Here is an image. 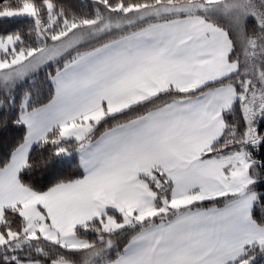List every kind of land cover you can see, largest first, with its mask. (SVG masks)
I'll return each instance as SVG.
<instances>
[{"label":"snow or ice","instance_id":"obj_1","mask_svg":"<svg viewBox=\"0 0 264 264\" xmlns=\"http://www.w3.org/2000/svg\"><path fill=\"white\" fill-rule=\"evenodd\" d=\"M0 264H264V0H0Z\"/></svg>","mask_w":264,"mask_h":264}]
</instances>
